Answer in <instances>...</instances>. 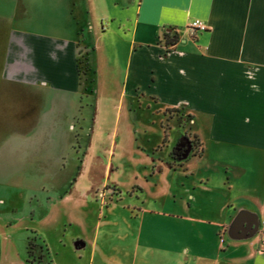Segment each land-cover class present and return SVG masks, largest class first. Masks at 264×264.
<instances>
[{
	"label": "crops",
	"instance_id": "1",
	"mask_svg": "<svg viewBox=\"0 0 264 264\" xmlns=\"http://www.w3.org/2000/svg\"><path fill=\"white\" fill-rule=\"evenodd\" d=\"M130 1L131 17L121 10L128 0H112L109 6L119 5V13L84 23L96 38L108 32L127 41L124 65L109 81L119 85L121 79L119 99L128 94L152 102L164 116L163 128L172 124L165 109L183 112L186 133L199 147L172 166L166 164L168 147L163 158L150 157L152 180L130 185L137 199L151 184L152 204L137 208L167 216L179 228L125 230L121 261L108 264H171L182 253L192 264H264V0ZM2 2L10 4L13 16L0 45V107L17 109L8 120L26 148L28 133L46 120L48 89L78 88L77 57L85 52L90 62L83 46L88 31L76 20L73 0ZM57 9H63L59 23L33 14ZM193 18L206 27L190 34L186 25ZM167 26L176 39L164 52L158 37ZM71 184L60 188L58 198L69 197ZM239 209L257 215V234L228 237L226 227ZM225 234L230 241L224 242ZM78 237L76 249L87 242ZM96 237L94 232L93 244ZM39 245L31 250L35 258L24 254L26 262L49 261Z\"/></svg>",
	"mask_w": 264,
	"mask_h": 264
},
{
	"label": "rangeland",
	"instance_id": "2",
	"mask_svg": "<svg viewBox=\"0 0 264 264\" xmlns=\"http://www.w3.org/2000/svg\"><path fill=\"white\" fill-rule=\"evenodd\" d=\"M111 1L73 0L76 20L87 30L85 22L98 23L100 16L119 13V5L109 6ZM118 2L125 4L124 0ZM132 4L128 0L127 7L121 9L128 17L133 13ZM42 11L33 14L52 23H59L63 13V9ZM12 13L10 4L0 3V45ZM109 23L115 26L116 20ZM87 31L83 46L94 69L93 86L90 72L82 74L85 60L80 57L78 88L48 89L43 102L47 101V106L42 107L46 120L33 126L26 148L8 120L18 114L17 109L0 107V264H35L25 261L27 240L30 250L37 244L46 247L49 261L46 257L48 263L42 264L120 262V234L125 230L179 228L167 216L140 211V207L152 204L155 188L151 184L144 185L137 199L135 191L129 190L131 184H142L144 178L152 180L148 177L150 157L165 156L180 134L173 126L183 130L186 139L192 137L186 133L188 119L178 109H168L172 124L163 128L164 116L152 102L128 94L119 99L121 79L119 85L110 83L109 75L124 65L127 41L108 32L96 38L91 29ZM69 180V197L58 198L60 188H66ZM94 232L95 244L91 242ZM77 236L87 239L78 249L73 246ZM223 239L231 240L226 234ZM180 245L181 241L175 244ZM30 254L27 258H35L32 251ZM180 255L181 259L177 254L171 264H192L185 253Z\"/></svg>",
	"mask_w": 264,
	"mask_h": 264
},
{
	"label": "trees",
	"instance_id": "3",
	"mask_svg": "<svg viewBox=\"0 0 264 264\" xmlns=\"http://www.w3.org/2000/svg\"><path fill=\"white\" fill-rule=\"evenodd\" d=\"M176 39V32L175 30L170 27V26H167L165 27L159 37H158V41L160 43H162L165 47L164 49V52L168 49V46L171 45L174 40ZM81 54H79V57H77V65L79 63V58H83L85 60L84 62V68H83V71L84 73L82 72L83 76L84 75H88L87 72L89 71L90 72V76H91V79L89 80V82L92 84L93 86V81H94V69L92 67V64L87 60V55L85 54V52H83V57L80 56ZM78 70H79V66H78ZM173 109V108H171ZM170 109V110H171ZM92 114H91V121H92V118H93V114H94V105H92ZM165 110H168V109H165ZM192 137L190 139H187V141L189 142V146L190 148L192 149L193 147L194 148H198L199 147V142H198V139L194 136V135H191ZM180 137H183L184 138V135L183 133L180 134ZM178 137V138H180ZM177 137L176 139L173 141V143L170 145V147L168 148V151H167V161H166V164L168 166H172L173 164H175V162H177L178 160H181L183 159L181 157L182 153L184 150H182L179 146V144H177L178 142H176L177 140H179ZM177 144V145H176ZM179 146V148H178ZM179 158V159H178ZM80 158L78 159V163L76 165V172L78 171L79 167H80ZM72 179L74 180V178L72 177ZM72 181H70L68 184L70 185ZM68 185V186H69ZM67 186V187H68ZM66 191V189H65ZM30 245H31V242L29 240L26 241V253L27 255L30 254L31 250H30Z\"/></svg>",
	"mask_w": 264,
	"mask_h": 264
},
{
	"label": "water",
	"instance_id": "4",
	"mask_svg": "<svg viewBox=\"0 0 264 264\" xmlns=\"http://www.w3.org/2000/svg\"><path fill=\"white\" fill-rule=\"evenodd\" d=\"M187 142L185 144L189 146V142L188 143ZM188 151L189 148L187 147L183 151L181 157L182 158L185 157L188 154ZM258 226H259V220L255 213H253V215L251 216V213L249 211L245 209H239L229 221L226 227V232L228 237L230 238H234V239L245 238L254 235L258 231ZM78 244H79L78 239L73 241V245L77 246Z\"/></svg>",
	"mask_w": 264,
	"mask_h": 264
},
{
	"label": "built area",
	"instance_id": "5",
	"mask_svg": "<svg viewBox=\"0 0 264 264\" xmlns=\"http://www.w3.org/2000/svg\"><path fill=\"white\" fill-rule=\"evenodd\" d=\"M205 27H206L205 23L201 19H198V18H193L186 25L187 31L190 34H193L195 30L204 29Z\"/></svg>",
	"mask_w": 264,
	"mask_h": 264
},
{
	"label": "flooded vegetation",
	"instance_id": "6",
	"mask_svg": "<svg viewBox=\"0 0 264 264\" xmlns=\"http://www.w3.org/2000/svg\"><path fill=\"white\" fill-rule=\"evenodd\" d=\"M179 140H177L176 142H178L177 144H179V146H180V148L182 149V150H185L187 147L189 148V151H191L192 149L190 148V146H188V145H186L185 143L187 142V140L185 139V137L183 138V137H180V138H178ZM188 143V142H187ZM176 144V145H177ZM179 146H178V148H179Z\"/></svg>",
	"mask_w": 264,
	"mask_h": 264
}]
</instances>
